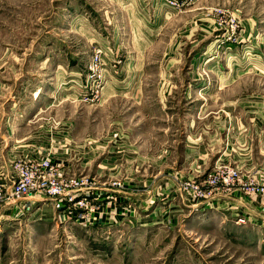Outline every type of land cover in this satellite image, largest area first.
<instances>
[{"label":"rangeland","instance_id":"obj_1","mask_svg":"<svg viewBox=\"0 0 264 264\" xmlns=\"http://www.w3.org/2000/svg\"><path fill=\"white\" fill-rule=\"evenodd\" d=\"M98 49L104 86L118 94L92 99L79 88L97 80L88 64ZM74 76L82 99L62 92ZM0 119L48 133L67 120L92 159L62 173L86 176L97 198L80 219L45 198L6 205L0 264H264V221L219 207L248 184L209 178L227 165L264 182L243 173L235 149L225 163L211 153L231 120L261 146L264 0H0ZM190 134L209 144L203 166L186 165ZM126 143L110 173L109 145Z\"/></svg>","mask_w":264,"mask_h":264},{"label":"crops","instance_id":"obj_2","mask_svg":"<svg viewBox=\"0 0 264 264\" xmlns=\"http://www.w3.org/2000/svg\"><path fill=\"white\" fill-rule=\"evenodd\" d=\"M167 8L172 10V8L168 5ZM145 42L146 40H144V38H142L141 41L138 42L141 46V49L142 46L145 45ZM63 77H60L59 81H62ZM68 82H70L69 87L66 89H62V92L68 93L71 98L82 99V95L78 93V91H76L75 89V86H73V84H76L77 81L73 80L72 82ZM112 94L117 95L118 93L115 91L114 84L109 81L100 90L99 95L107 97L111 96ZM40 112L41 111H39L38 113ZM0 123H2L0 125V176L8 173V163L15 156H30L32 154L33 156L37 155L34 154L35 149L38 148L36 147V145L49 146L51 144L50 146L52 148L45 149L46 151L44 150L43 153L48 152L51 153V156L54 155V158H52V162L60 167L61 172L66 171L70 173L71 170H73L75 167V162H77L79 165H85L86 162L88 163V161L92 159L89 154L88 156H86V153H83L85 155L80 156L79 149L76 150V148H74L76 147L74 145L76 139L72 136L70 137L71 128H69L67 120H65L64 122L62 121L61 123L55 122L54 128L51 129L50 133L47 132L48 128L44 126H41L33 131L26 130L24 132H21V127L13 126L10 120H5V122H3V120L0 119ZM226 123L230 125V127L227 128V133H225L226 135H223L224 140H226V144L224 141L223 144L225 145L222 147L223 149L221 151H218L217 148L219 147V139H212L211 143H215V148H212L213 151L211 153H218V157L216 159L218 160V163H225L230 162V150L235 149L236 151L231 156V159L239 163L240 168H243V173H251L256 178L264 180V133L259 132L258 126L253 129L258 138L261 136L263 137L260 146V144L256 142L255 139L249 136V132L242 133V131L240 130L241 127H237V125L239 126V124L234 120ZM244 129L246 128L244 127ZM191 136L192 134L187 135L185 138L184 160L187 165L193 164L192 160L196 158L198 160L197 162L202 163L201 165L203 166V163L207 164L208 162L206 161V159L212 156L211 153H209V150L211 149L208 148L209 144H207L206 146L203 141L199 139L193 140L192 137L194 136ZM110 137L111 135L104 138L103 142L109 141ZM88 139L86 137L84 141H81L80 144L84 145L81 149L84 150L90 148V140L92 139ZM129 147L130 143L123 144L120 147L114 146L113 144L109 145V150L111 151V153H109V155H107L104 160L108 159L107 162H109V165H111V167L108 168V171L110 173L117 171V167L113 166V164L117 163L116 161L119 160L118 157L120 156L121 152L125 153L126 155V152L130 150ZM118 148L121 149L119 150ZM38 156H40V153H38ZM116 156L117 158L113 160V158ZM205 167L206 166H204V168ZM231 194L232 196L230 198L226 200H219L220 208H222L225 212H236L239 214H243L249 221L251 219L257 220V222L264 221V196L249 197L239 190H234L233 192H231ZM118 197L119 200H123V197L121 195H119ZM21 203L24 202L18 201V203L15 204ZM27 203H29V201ZM4 207H6V205L1 207L0 210H3ZM12 209L15 210V208Z\"/></svg>","mask_w":264,"mask_h":264},{"label":"built area","instance_id":"obj_3","mask_svg":"<svg viewBox=\"0 0 264 264\" xmlns=\"http://www.w3.org/2000/svg\"><path fill=\"white\" fill-rule=\"evenodd\" d=\"M106 59L107 57L102 54L101 49L96 50L91 56L88 70L97 75V80L86 77L85 83L80 84L79 90L89 91L92 99L96 98L104 87V77L101 76L106 73L109 67ZM74 77L76 80L77 76ZM84 92L83 94L86 95ZM35 151L37 154L35 156L33 154L29 157L15 156L9 161L8 173L0 176V208L27 197L45 198L49 199V203H52L51 207H63L69 217L83 218L80 216L90 208V203L97 202V198H93L89 191L90 185H88L87 177H65L60 167L52 162L50 153L47 152L48 154L45 155L39 148H36ZM217 177L220 184H224L226 187L247 183L248 187L245 193L250 197L264 196V182H256L251 178L245 179L237 167L220 166L218 172L209 178L216 180Z\"/></svg>","mask_w":264,"mask_h":264},{"label":"bare ground","instance_id":"obj_4","mask_svg":"<svg viewBox=\"0 0 264 264\" xmlns=\"http://www.w3.org/2000/svg\"><path fill=\"white\" fill-rule=\"evenodd\" d=\"M247 195V194H246ZM248 196V195H247ZM252 197V196H251Z\"/></svg>","mask_w":264,"mask_h":264}]
</instances>
